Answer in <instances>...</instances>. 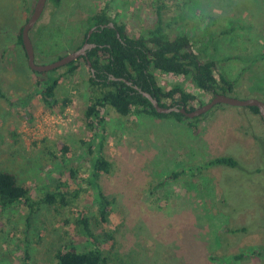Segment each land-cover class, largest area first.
<instances>
[{"label":"rangeland","instance_id":"374dc122","mask_svg":"<svg viewBox=\"0 0 264 264\" xmlns=\"http://www.w3.org/2000/svg\"><path fill=\"white\" fill-rule=\"evenodd\" d=\"M36 0H0V171L13 173L34 202L58 182L76 204L54 208L40 204L34 214L19 206L0 214V264H18L29 245L31 264H50L57 249L76 240V221L83 213L102 236L105 264H264V125L247 107L222 105L192 122L132 113L121 117L112 108L93 130L84 119L89 67L67 75L57 68V98L69 97L61 113L45 107L37 82L18 42ZM157 0H48L30 31L35 62L50 64L81 44L89 15L107 7L129 36H138L155 21ZM166 18L178 17L174 34H186L236 83L227 96L264 102V0H163ZM233 27L234 30L226 33ZM159 86L204 94L189 79L154 72ZM63 146L68 152L62 155ZM88 147L110 162L99 186L111 202L108 222L95 220L94 191L88 190ZM218 157H232L246 168L203 169ZM71 172L73 175H71ZM174 172L176 178L161 183ZM80 190V191H79ZM245 227L244 233L229 229ZM227 229V231H225ZM249 252L239 262L230 260ZM216 258L212 260V258Z\"/></svg>","mask_w":264,"mask_h":264},{"label":"trees","instance_id":"16d2710c","mask_svg":"<svg viewBox=\"0 0 264 264\" xmlns=\"http://www.w3.org/2000/svg\"><path fill=\"white\" fill-rule=\"evenodd\" d=\"M54 6H59L61 0H49ZM179 17V16H178ZM178 17L166 18L164 15L163 0H157L155 7V21L151 27L138 36H129L125 25L117 23L114 17L110 16L107 7H103L86 19L87 28L79 47L87 38L90 29L95 28L88 43L94 47L86 52L85 57L60 67L65 74L74 75L80 69V60H84L89 67V79L87 87V105L84 111L86 126L90 129L102 125L104 119L101 111L105 107L112 108L119 116L126 117L132 113L144 114L156 118L173 117L178 122H187V118L181 113L159 114L156 112L149 100L141 95V91L150 94L155 98L161 107L184 106L190 112L203 105L196 95L186 92L180 86H174L164 91L154 76V72L176 75L186 79L204 94L214 96L216 94H231L236 92V83L228 78L222 71L217 70L215 61L207 60V46L199 48L197 42L186 34H174V27ZM113 27H110L109 24ZM32 30V29H31ZM230 27L226 33L233 31ZM18 42L22 45L21 33ZM33 45V44H32ZM78 47V48H79ZM34 52L36 47L33 45ZM77 48V49H78ZM208 49V48H207ZM264 55V50H263ZM55 71V70H54ZM50 72L40 73L46 79H39L37 82L38 94L45 107L56 113H61L71 105L69 97L57 98L56 91L59 85L58 79L52 77ZM127 82H131L128 85ZM0 98H4L0 90ZM207 103V102H206ZM205 104V103H204ZM222 105H217L219 107ZM256 114V107H247ZM203 115L194 118L198 120ZM188 123V122H187ZM193 128L191 121L188 123ZM88 147L87 152L91 156L90 173L87 181L90 195L94 191V206L96 209L95 220L98 225H106L109 216L111 202L102 193L98 180L102 175L111 172L112 166L102 155L98 147L96 153ZM68 152V147L63 146L62 155ZM216 166H226L236 170L246 168L238 160L232 157H218L206 161L202 168L209 169ZM254 175L264 172V167L259 166L252 171ZM181 172H174L162 183L176 178ZM71 175L72 172H71ZM65 184L58 182L55 191H46L38 202H34L29 189L18 182L17 177L8 171H0V214L9 209L19 206H27L30 215L37 209L35 205L40 204L58 209L75 205L78 191L71 195ZM80 191V190H79ZM227 231V229L225 230ZM230 233H244L245 227L229 229ZM227 231V232H228ZM76 240L69 244L60 246L54 254L50 264H105V257L102 251V236L96 234L91 228V219L81 213L76 221ZM251 255L260 256L262 249L249 251ZM248 252V253H249ZM247 252H239L230 257L233 262L244 260ZM216 258H212L214 260ZM18 264H31L29 245H23L20 252Z\"/></svg>","mask_w":264,"mask_h":264},{"label":"water","instance_id":"95a60500","mask_svg":"<svg viewBox=\"0 0 264 264\" xmlns=\"http://www.w3.org/2000/svg\"><path fill=\"white\" fill-rule=\"evenodd\" d=\"M46 2L47 0H36L34 8L21 30L22 47L27 57L28 67L36 73L50 72L57 68L66 66L67 64L77 60L80 57H85L86 52L94 47L93 44H90L87 41L92 31L95 29V28H92L87 33L86 40L81 45V47H79L78 49L70 53H67L66 55L60 57L59 59H57L56 61L50 64H46V65L37 64L35 62V52H34V48H33L29 34H30L31 29L34 27V25L37 23L38 19L40 18L44 10ZM109 26L113 27L111 23L109 24ZM88 66H90L89 63H88ZM125 83H127L128 85H131V82L125 81ZM133 87L134 89L138 90V92H140L143 97L149 100V102L152 104L156 112L159 114H170L174 112V113H181L188 119H194L203 114H206L207 112L212 110L217 105H226V106H231V107H256L258 109V113L264 125V102L258 99L252 98V99L240 100V99H236V98L224 95V94H216L211 98L209 102L201 105L200 107L194 109L193 111L188 112L186 111L184 106L161 107L159 106L157 100L153 98L150 94L141 91L136 86H133Z\"/></svg>","mask_w":264,"mask_h":264},{"label":"flooded vegetation","instance_id":"af4514ba","mask_svg":"<svg viewBox=\"0 0 264 264\" xmlns=\"http://www.w3.org/2000/svg\"><path fill=\"white\" fill-rule=\"evenodd\" d=\"M47 1H48V0H47ZM45 5H46V4H45ZM35 25H36V24H35ZM35 25H34V26H35Z\"/></svg>","mask_w":264,"mask_h":264}]
</instances>
